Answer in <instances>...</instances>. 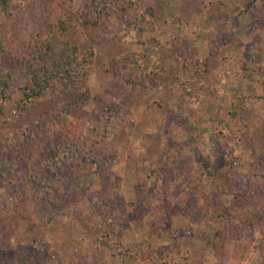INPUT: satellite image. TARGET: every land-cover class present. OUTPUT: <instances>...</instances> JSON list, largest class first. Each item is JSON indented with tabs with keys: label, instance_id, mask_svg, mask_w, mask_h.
Listing matches in <instances>:
<instances>
[{
	"label": "rangeland",
	"instance_id": "rangeland-1",
	"mask_svg": "<svg viewBox=\"0 0 264 264\" xmlns=\"http://www.w3.org/2000/svg\"><path fill=\"white\" fill-rule=\"evenodd\" d=\"M247 2L133 0L91 35L82 0L0 5L18 53L65 5L72 41L94 52L89 98L59 126L20 109L17 84L0 103V264H264V91L240 72L264 65V0ZM0 66L16 65L0 52ZM57 145L43 186L24 181ZM223 172L234 196L210 182Z\"/></svg>",
	"mask_w": 264,
	"mask_h": 264
},
{
	"label": "trees",
	"instance_id": "trees-1",
	"mask_svg": "<svg viewBox=\"0 0 264 264\" xmlns=\"http://www.w3.org/2000/svg\"><path fill=\"white\" fill-rule=\"evenodd\" d=\"M42 1L45 2V0ZM66 1L48 0V4L53 6L60 4L61 7V3ZM82 1L78 20L83 31L91 35L103 17L118 10H125L133 0ZM256 1L248 0L245 8L253 7ZM0 5L6 12L8 0H0ZM63 9L65 11L62 10L59 16L47 18L42 25L33 30L32 44H27L26 48L22 49V53L8 46L7 40L0 36V52L10 56L16 65L13 68L0 66V103L10 98L12 87L17 84L23 94L19 100L20 109H37L44 126L48 124L47 122H50L53 127L59 126L61 116L74 114L89 98L85 78L92 67L94 52L92 50L81 52L72 41V14L67 5L63 6ZM240 70L243 77L256 78L262 84L264 91L263 64L245 63ZM108 108L110 113L118 110L116 104H109ZM73 127L76 128L74 125ZM68 131L70 133L75 129L68 127ZM24 141L28 143L29 140ZM67 144L71 145V142L67 141ZM59 147L57 145L39 154L27 166L28 170L25 175H22V179L34 183L36 188L42 187L45 180L43 173L67 146L61 149ZM6 152L1 145L0 157L7 155ZM213 177H210L213 186L226 194L235 195L233 180L227 172ZM43 197L50 208H60L64 204L61 199L63 195L57 190L45 189ZM106 198L108 197L102 195V199ZM216 243V240L212 241L215 246Z\"/></svg>",
	"mask_w": 264,
	"mask_h": 264
}]
</instances>
